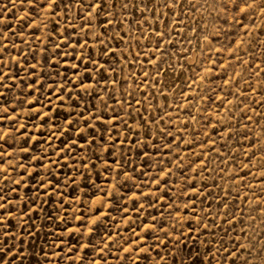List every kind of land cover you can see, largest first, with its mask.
<instances>
[{"label": "rangeland", "instance_id": "obj_1", "mask_svg": "<svg viewBox=\"0 0 264 264\" xmlns=\"http://www.w3.org/2000/svg\"><path fill=\"white\" fill-rule=\"evenodd\" d=\"M247 4L0 0V240L24 245L5 264H264V0Z\"/></svg>", "mask_w": 264, "mask_h": 264}, {"label": "snow or ice", "instance_id": "obj_2", "mask_svg": "<svg viewBox=\"0 0 264 264\" xmlns=\"http://www.w3.org/2000/svg\"><path fill=\"white\" fill-rule=\"evenodd\" d=\"M10 2L11 3H15V0H10ZM22 2H23V0H22ZM254 2H255V0H254ZM50 3H52L53 5H57L58 4V0H50ZM231 3L234 6H236L237 13H240V11H241L240 6H239L240 3H245L246 4L245 8L243 9L244 13H247L249 8L252 7V5L247 4V0H231ZM4 7L7 8V5H4ZM95 7H102V5H95ZM236 23L239 24L242 28L244 27V21L243 20L237 19ZM246 35H247V33H246ZM157 49H159V45H157ZM105 52H107V49H105ZM93 62H95V61H93ZM0 63H2V60H0ZM81 63H83V61H81ZM31 67L33 69H35V65H32ZM101 67H102V65H101ZM4 75L5 74L2 71H0V85H3V77H4ZM61 88H62V91H63L64 90L63 85H61ZM2 95H3V93H0V96H2ZM59 96H60V94H57V98H59ZM69 99H71L70 95H69ZM36 102L38 103L39 101H36ZM50 103H51V99H49V104ZM5 111H7V109H5ZM50 111H51V108L49 107V112ZM80 118L81 119L84 118L83 117V113L80 114ZM44 119H46V116L44 117ZM66 122L71 125L72 120L68 119ZM21 127L23 128L24 125H21ZM85 127H91L90 122L86 121L85 122ZM77 135H80V133H77ZM0 141H4V137L3 136H0ZM92 143L94 144L95 141L93 140ZM79 144H80L79 140H74V141H72L71 147L75 148ZM81 148H82V145H81ZM22 150L27 151L26 149H22ZM57 150L58 151H62V148L57 149ZM107 151L110 153L111 149H107ZM6 155H9V153H6L3 150V146L0 145V164H3L5 162L3 160V157H5ZM56 162L57 163L59 162V158L57 159ZM0 170H2V169H0ZM54 179L55 178H50L49 186H54V184L52 183V181ZM16 183L19 184L20 181H16ZM55 183L58 184L59 181H55ZM158 183H159V181H158ZM40 186L41 187L44 186L43 181L41 182ZM44 194L47 195L48 194L47 191H45ZM105 195H107V193H105ZM38 198H39V194L37 195V199ZM10 203L11 202L7 199L6 195L3 193V190L0 189V229H3V232L0 233V234H3L4 236L10 235V233L7 231V229L4 228V226L6 224H8L10 226V221L2 218V217H6L8 215L7 208H8ZM139 207L142 208L143 205H139ZM124 210L126 211V209H124ZM90 244H91V242H89V245H82V247L87 248V247L90 246ZM23 248H24V245H23V243H21L20 244V248L18 249L17 253L13 254L12 249L7 246V241L6 240H0V264H5V261H6V259L9 256H11L13 262L17 258L23 257L24 256ZM100 251H103V249H100ZM45 257H47V253H45ZM92 264H95V261H92Z\"/></svg>", "mask_w": 264, "mask_h": 264}]
</instances>
